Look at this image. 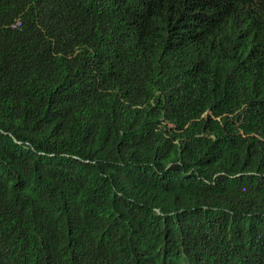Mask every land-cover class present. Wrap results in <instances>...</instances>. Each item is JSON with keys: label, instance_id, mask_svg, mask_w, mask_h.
Here are the masks:
<instances>
[{"label": "trees", "instance_id": "trees-1", "mask_svg": "<svg viewBox=\"0 0 264 264\" xmlns=\"http://www.w3.org/2000/svg\"><path fill=\"white\" fill-rule=\"evenodd\" d=\"M0 264H264V0H0Z\"/></svg>", "mask_w": 264, "mask_h": 264}]
</instances>
